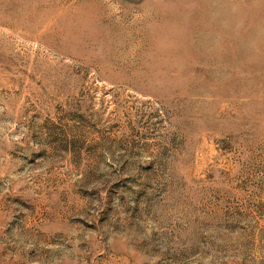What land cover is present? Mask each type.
<instances>
[{"label":"rangeland","instance_id":"374dc122","mask_svg":"<svg viewBox=\"0 0 264 264\" xmlns=\"http://www.w3.org/2000/svg\"><path fill=\"white\" fill-rule=\"evenodd\" d=\"M0 264H264V0H0Z\"/></svg>","mask_w":264,"mask_h":264}]
</instances>
